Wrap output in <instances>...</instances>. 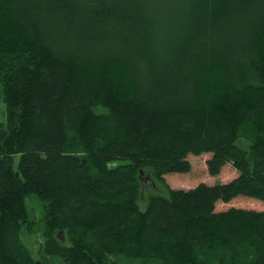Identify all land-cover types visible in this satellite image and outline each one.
Listing matches in <instances>:
<instances>
[{"label": "trees", "instance_id": "trees-1", "mask_svg": "<svg viewBox=\"0 0 264 264\" xmlns=\"http://www.w3.org/2000/svg\"><path fill=\"white\" fill-rule=\"evenodd\" d=\"M0 89V264H264V0H0Z\"/></svg>", "mask_w": 264, "mask_h": 264}, {"label": "rangeland", "instance_id": "rangeland-1", "mask_svg": "<svg viewBox=\"0 0 264 264\" xmlns=\"http://www.w3.org/2000/svg\"><path fill=\"white\" fill-rule=\"evenodd\" d=\"M0 94H1V89H0ZM98 110L100 112L101 108H99ZM4 120H5V107L1 101V96H0V121H4ZM210 157H211L210 154H204V157L201 158L190 157L189 159L193 164V169L195 170V172L185 176H181L179 178L166 176L165 178L167 183L174 189L189 190L191 188L196 187L199 183L202 182L208 185H214L216 184V182H221V183L227 182L230 181L236 175L237 172L230 165H226L218 176L214 177L213 175H211L206 166V160L210 159ZM28 205L30 210V219L32 220L36 219V221L39 222L42 217V212H41L42 206L40 205V202H38L37 200L34 201L33 199H29ZM231 207L264 211V202L251 198L239 197L237 199H234L228 204L219 203L217 206V210L218 211L228 210ZM37 227L40 226L38 225ZM26 232H28V230ZM23 241L24 244L27 246V248L33 252L34 256L38 258L40 256L39 251L44 244V237L42 236V233L40 231L31 233L30 235L24 237ZM114 260L119 262L120 264H140V261L129 260L122 258L120 256L114 258Z\"/></svg>", "mask_w": 264, "mask_h": 264}, {"label": "water", "instance_id": "water-1", "mask_svg": "<svg viewBox=\"0 0 264 264\" xmlns=\"http://www.w3.org/2000/svg\"><path fill=\"white\" fill-rule=\"evenodd\" d=\"M140 179H141V181L143 183L142 196L145 194V192L149 189L150 186H152L154 188L157 187L154 179L151 176L147 175L145 173V171H143V170L141 171ZM60 235L63 237L64 236V232H60L59 236ZM37 264H41V262L39 261Z\"/></svg>", "mask_w": 264, "mask_h": 264}, {"label": "bare ground", "instance_id": "bare-ground-1", "mask_svg": "<svg viewBox=\"0 0 264 264\" xmlns=\"http://www.w3.org/2000/svg\"><path fill=\"white\" fill-rule=\"evenodd\" d=\"M20 173V172H19ZM27 180V179H26ZM28 181V180H27ZM20 186H21V184H20ZM24 186V185H23ZM24 188V187H23ZM23 188H22V190H23ZM60 233V232H59Z\"/></svg>", "mask_w": 264, "mask_h": 264}]
</instances>
